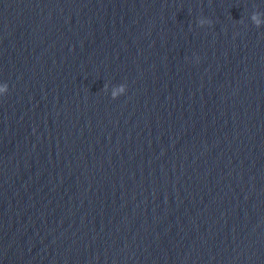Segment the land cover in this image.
Returning a JSON list of instances; mask_svg holds the SVG:
<instances>
[{"label": "water", "instance_id": "1", "mask_svg": "<svg viewBox=\"0 0 264 264\" xmlns=\"http://www.w3.org/2000/svg\"><path fill=\"white\" fill-rule=\"evenodd\" d=\"M253 11L0 0V264H264Z\"/></svg>", "mask_w": 264, "mask_h": 264}, {"label": "clouds", "instance_id": "2", "mask_svg": "<svg viewBox=\"0 0 264 264\" xmlns=\"http://www.w3.org/2000/svg\"><path fill=\"white\" fill-rule=\"evenodd\" d=\"M251 21L257 26H261L264 24V12L259 11H253L250 16ZM243 22V21H241ZM213 21L209 18L201 17L198 19V25L204 26V25H212ZM199 59V57H197ZM109 85L107 83L104 84L103 88L104 90H107ZM127 85L124 83L114 85L111 88V97L113 99L117 98L118 96L124 94L126 92ZM9 91V86L7 82H0V95H5Z\"/></svg>", "mask_w": 264, "mask_h": 264}]
</instances>
